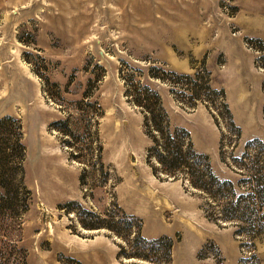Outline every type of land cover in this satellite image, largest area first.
<instances>
[{"label": "rangeland", "instance_id": "374dc122", "mask_svg": "<svg viewBox=\"0 0 264 264\" xmlns=\"http://www.w3.org/2000/svg\"><path fill=\"white\" fill-rule=\"evenodd\" d=\"M124 61L143 71L151 62L178 74L207 70L242 130L238 146L230 144L233 156L248 141L264 142V0H0V119L23 123L34 194L25 226L28 264H221L216 246L224 264H264V237L243 247L236 228L210 221L203 200L181 181L153 174L144 115L128 102L120 78ZM158 88L173 124L189 130L215 173L236 178L220 157L228 128L216 123L215 110L202 102L184 108L166 84ZM96 130L111 175L93 166ZM69 201L98 213L118 203L142 219L146 238L174 240L171 262L119 258L118 243L129 238L104 230L78 226L75 233L69 225L78 211L59 209ZM209 242L215 248L201 254ZM76 243L80 252L71 247Z\"/></svg>", "mask_w": 264, "mask_h": 264}, {"label": "trees", "instance_id": "16d2710c", "mask_svg": "<svg viewBox=\"0 0 264 264\" xmlns=\"http://www.w3.org/2000/svg\"><path fill=\"white\" fill-rule=\"evenodd\" d=\"M151 63L153 65L143 71L124 61L120 78L128 102L144 115L145 133L152 140L147 151V163L153 174L160 176L163 173L167 178L181 181L187 190L203 200L202 208L210 221L234 226L235 235L243 247L255 246L256 241L264 237V142L258 138L248 141L243 154L234 157L233 150L238 146L242 130L234 121L225 91L212 86L210 72L178 74L163 69L156 62ZM92 83L90 80L89 89L84 93L85 99L90 100L94 95ZM162 84L169 87L182 107L196 108L200 102L205 103L215 110L213 116L216 123L227 125L228 134L224 133L220 142V157L235 172L236 178L218 176L209 155L195 148L189 130L173 124L158 88ZM67 124L63 121L59 123L64 127ZM24 140L21 120L11 116L0 119V264H28L29 251L24 246L25 226L34 205V194L27 184L28 149ZM92 140L97 144L93 166H97L102 174L109 175L102 148L98 146L97 130L92 134ZM231 143L235 144L234 149L230 148ZM74 158L80 159V156L74 152ZM88 173L85 168L80 177L85 188ZM91 190L93 188L87 192ZM59 209L67 215L73 209L78 211V216L70 218L69 225L75 233L81 226L91 232L104 230L108 235L129 238L126 243H118L119 258H138L153 263H169L172 260L174 240L167 236L146 238L142 219L128 215L118 203H112L104 213L88 209L76 201L60 204ZM213 246L215 248V243L209 242L201 254ZM216 256L224 264L222 252L217 246ZM246 260L242 258L241 263Z\"/></svg>", "mask_w": 264, "mask_h": 264}, {"label": "bare ground", "instance_id": "6f19581e", "mask_svg": "<svg viewBox=\"0 0 264 264\" xmlns=\"http://www.w3.org/2000/svg\"><path fill=\"white\" fill-rule=\"evenodd\" d=\"M120 144H122L121 147H120V149L118 148V149L115 150V152H116L115 157H117L118 160H119V158H121L125 154V150H126L127 145H128V144L125 143L124 140L121 141ZM156 210H159V208L157 207ZM176 211H178V210H176ZM178 213H179V211H178ZM71 247L75 251V246L74 245H71Z\"/></svg>", "mask_w": 264, "mask_h": 264}, {"label": "crops", "instance_id": "0c3cea01", "mask_svg": "<svg viewBox=\"0 0 264 264\" xmlns=\"http://www.w3.org/2000/svg\"><path fill=\"white\" fill-rule=\"evenodd\" d=\"M72 200H73V199H72ZM71 245H74V246H75V251H79V252L81 251V248H80L79 244L76 243V244H71ZM111 249L114 250V248H111ZM82 251H83V250H82ZM99 253H100V252H99ZM99 253H97L96 256H98Z\"/></svg>", "mask_w": 264, "mask_h": 264}]
</instances>
